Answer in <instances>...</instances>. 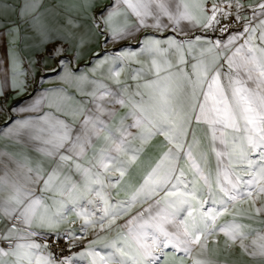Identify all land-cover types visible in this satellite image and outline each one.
<instances>
[{"label":"snow or ice","instance_id":"6c2138e0","mask_svg":"<svg viewBox=\"0 0 264 264\" xmlns=\"http://www.w3.org/2000/svg\"><path fill=\"white\" fill-rule=\"evenodd\" d=\"M0 120V264H264V0H0Z\"/></svg>","mask_w":264,"mask_h":264},{"label":"crops","instance_id":"0c3cea01","mask_svg":"<svg viewBox=\"0 0 264 264\" xmlns=\"http://www.w3.org/2000/svg\"><path fill=\"white\" fill-rule=\"evenodd\" d=\"M49 2H52V0H49ZM104 2L107 3V0H104ZM98 50L99 49H97V51ZM87 62H88L87 60L83 61V63H87ZM13 103H16V101L12 97H9V104L11 105ZM2 122L3 121L0 120V123H2ZM157 154L158 153L155 150H153V149H150L148 152L145 153L144 159H143L142 163L140 164V166L133 169V180H134V182L136 180H138L140 176L143 175V172L148 168L149 164L151 163V160ZM120 198L124 199L126 197L122 194ZM135 211H136V209H133V212H135ZM228 219H230V217Z\"/></svg>","mask_w":264,"mask_h":264}]
</instances>
